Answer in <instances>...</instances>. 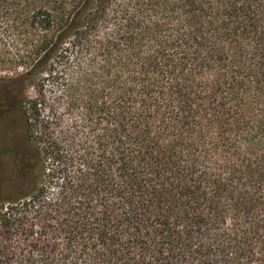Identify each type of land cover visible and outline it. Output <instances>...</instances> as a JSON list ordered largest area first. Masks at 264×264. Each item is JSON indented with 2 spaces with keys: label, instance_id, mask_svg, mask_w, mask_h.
Returning a JSON list of instances; mask_svg holds the SVG:
<instances>
[{
  "label": "trees",
  "instance_id": "obj_1",
  "mask_svg": "<svg viewBox=\"0 0 264 264\" xmlns=\"http://www.w3.org/2000/svg\"><path fill=\"white\" fill-rule=\"evenodd\" d=\"M0 67L17 264H264V0H0Z\"/></svg>",
  "mask_w": 264,
  "mask_h": 264
},
{
  "label": "rangeland",
  "instance_id": "obj_2",
  "mask_svg": "<svg viewBox=\"0 0 264 264\" xmlns=\"http://www.w3.org/2000/svg\"><path fill=\"white\" fill-rule=\"evenodd\" d=\"M23 72V70L18 69L14 70H6L0 67V87L3 85H8L10 79L16 77L17 74ZM25 94L29 98L35 97V88L34 86H30L26 88ZM15 125L14 130L18 135L17 138L14 139L13 144L15 148L19 147L21 144L20 139L25 138L26 125L24 122L23 115L21 111L18 109L15 112ZM1 145L3 147L7 146L8 139L6 137V132H1ZM14 168L10 161L6 158H0V192L8 190L10 185H12V181L19 178V172L14 173ZM25 192L22 194L25 195L31 190V185L27 182L24 184ZM27 212H25V205H23V200L18 201L15 204H11L9 202H1L0 203V262L5 264L10 261L12 264H17L22 259L23 254L25 253V236L22 234L21 228H25L26 225L22 226L16 223L10 227L7 224V221L11 218L15 217V219L19 222L23 221V217L26 216ZM33 217V216H31ZM37 223V222H36Z\"/></svg>",
  "mask_w": 264,
  "mask_h": 264
},
{
  "label": "flooded vegetation",
  "instance_id": "obj_3",
  "mask_svg": "<svg viewBox=\"0 0 264 264\" xmlns=\"http://www.w3.org/2000/svg\"><path fill=\"white\" fill-rule=\"evenodd\" d=\"M12 88L8 85L0 87V158H6L10 161L14 168V173L19 172V178L12 181V185L8 190L0 192V203L18 200L25 192L27 182L32 185V182L27 177V156L29 154L26 146L25 138L20 139L21 144L15 148L13 141L17 138L14 130L15 112L18 108V100L11 94ZM2 131H5L8 139L7 146L1 145Z\"/></svg>",
  "mask_w": 264,
  "mask_h": 264
}]
</instances>
